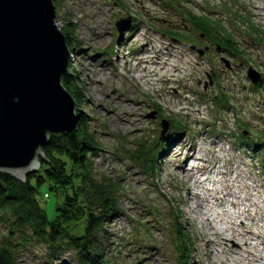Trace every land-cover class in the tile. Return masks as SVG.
<instances>
[{"label": "rangeland", "instance_id": "374dc122", "mask_svg": "<svg viewBox=\"0 0 264 264\" xmlns=\"http://www.w3.org/2000/svg\"><path fill=\"white\" fill-rule=\"evenodd\" d=\"M54 1L59 4L55 19L59 26L72 28L75 49L70 51L68 72L82 87V114L102 145L92 158L99 173L120 180L123 186V212L108 227L106 257L112 264L219 262L222 255H214L205 245L201 208H192L204 199V186L196 188L193 174L185 171L186 156L170 151H178L181 143L200 150L205 155L200 166L205 169L195 174L199 180L213 166L218 174L234 167L235 174L227 181L235 199L237 195L248 198L246 185L253 181L264 192V0ZM192 13L222 23L235 43V53L217 51L216 44L204 56L194 51L192 45L205 49L206 39L189 22ZM121 18L131 19L122 35L116 27ZM144 49H159L162 61L173 63L171 73L149 66L140 55ZM250 68L260 72V82L249 78ZM221 91L229 104L217 107L215 97L226 99ZM167 119L174 120L169 130L176 132L169 138L168 130L160 139ZM141 142L160 147L157 171H147L134 159ZM247 142H258L262 148L255 151ZM237 171L242 175L238 177ZM37 190L41 206L55 221L62 198L49 182ZM218 190L222 196L221 187ZM204 205L211 213L221 211L213 202ZM227 206L231 210L230 203ZM255 210L259 209L253 205L251 212ZM177 226L189 236L188 263L178 251ZM5 233L0 223V237ZM219 244L226 255L223 260L245 264L231 261L237 250L234 242ZM57 254L52 257L46 245L34 241L21 247L18 264H78L73 248Z\"/></svg>", "mask_w": 264, "mask_h": 264}, {"label": "trees", "instance_id": "16d2710c", "mask_svg": "<svg viewBox=\"0 0 264 264\" xmlns=\"http://www.w3.org/2000/svg\"><path fill=\"white\" fill-rule=\"evenodd\" d=\"M54 3L58 8V2ZM188 20L194 29L235 53V43L228 37L230 34L226 33L222 23L213 21L207 15L193 13L188 16ZM61 29L70 51H73L75 45L71 26L67 24ZM62 83L75 100L79 117L76 127L69 132L50 134L49 142L42 147L45 159L40 158V169L27 173L26 179L20 180L10 173L0 171V223L6 232L0 237V264H18L17 254L21 247L34 241L46 245L52 257L69 247L76 251L78 264H112L105 255L106 242L110 236L108 227L123 212V186L120 180L99 173L92 158L99 153L102 145L89 129L87 116L82 114V87L73 80L68 70L62 77ZM220 93L226 99L223 103L219 97H215L217 107L228 105L227 94L225 91ZM166 121L172 130L171 123L174 120ZM170 130L168 137L173 138L176 131ZM141 143L142 147L134 159L147 171H157L160 147L157 144L149 146L146 142ZM247 143L251 148L254 146L255 151L262 148L258 142ZM34 180L36 183H33ZM45 182H49L50 189L62 198V203H58L56 209L55 221H50L37 197L38 185ZM176 232L178 251L188 263L191 251L186 237L189 236L180 226H177ZM17 233L20 235L18 238Z\"/></svg>", "mask_w": 264, "mask_h": 264}, {"label": "water", "instance_id": "95a60500", "mask_svg": "<svg viewBox=\"0 0 264 264\" xmlns=\"http://www.w3.org/2000/svg\"><path fill=\"white\" fill-rule=\"evenodd\" d=\"M56 11L54 0H0V171L20 180L39 169L50 134L73 130L79 119L62 83L70 48ZM130 25L129 18L116 22L121 35ZM248 76L262 79L253 68ZM167 130L166 121L160 139Z\"/></svg>", "mask_w": 264, "mask_h": 264}, {"label": "bare ground", "instance_id": "6f19581e", "mask_svg": "<svg viewBox=\"0 0 264 264\" xmlns=\"http://www.w3.org/2000/svg\"><path fill=\"white\" fill-rule=\"evenodd\" d=\"M144 43L147 44L148 42L146 41ZM169 46L175 49L177 48V46H172L171 44ZM166 48L168 49V46H166ZM159 52V49L158 52L144 49L140 55L142 58L145 57L143 60L148 62V65L152 68L161 70L162 72L164 71V73L169 71V73H171L173 63L170 62V60L168 62L162 61ZM172 58L176 59V57ZM135 69L139 72L138 67H135ZM154 69H152V72H155ZM181 145L182 147L178 149V151L173 148L170 153L175 156L185 155V171H188L190 175L193 174L194 181L197 183L195 185L196 188H203L204 186V189H201V192L204 190V199L195 205L193 204L192 208H201L203 219L202 226L206 230L205 245L213 249L214 255H222L219 258L220 261H214V263L229 264L228 258L227 260L222 259L225 252L219 244L225 240L232 241L236 244L235 247L237 250L234 252L235 255L232 256L231 261H243L245 264H264V192H262L260 187L253 181L251 184L246 185V189L249 191L248 198H242L237 195L235 199L232 188L227 181L229 175L234 176L236 171L234 167L230 170V174L226 171H218L220 172L218 174L214 171L215 169H213L217 166H213L202 173V175H207L204 179L199 180L195 174L205 169V167L200 166L205 155L200 152V150L193 148V145L191 148H188L189 145L185 147L184 143H181ZM236 173L238 177L242 175L240 171ZM208 175H212L214 179H211ZM215 184L220 186L215 187ZM225 184L226 187H224ZM220 187L223 192L222 196L217 195ZM189 192L191 193L192 190L190 189ZM230 196H234V199L230 200ZM244 200L249 202V206L243 209L240 206L244 204ZM212 202L221 211L211 213L207 206L205 207V203L210 204ZM227 203H230L231 210L227 209ZM253 205L259 209L257 211L255 210L254 213L251 212V207ZM213 243L216 244L212 245ZM217 245L220 246V249L217 248ZM214 246H216V248H214ZM155 258L157 259V257Z\"/></svg>", "mask_w": 264, "mask_h": 264}, {"label": "flooded vegetation", "instance_id": "af4514ba", "mask_svg": "<svg viewBox=\"0 0 264 264\" xmlns=\"http://www.w3.org/2000/svg\"><path fill=\"white\" fill-rule=\"evenodd\" d=\"M201 33V32H200ZM201 35L206 39V44L205 45V49L203 50V53L200 54V50L201 48L199 46L196 45V47L194 45H192V49L194 51H197L199 53L200 56H204L205 54H209L212 51V48L214 47L213 45L216 44L217 45V51H221L224 50L222 52L228 51L226 48L223 47L222 44L218 43L217 41H215L213 38H211L210 36H206L205 34L201 33ZM215 81V80H214ZM216 83V81L214 82Z\"/></svg>", "mask_w": 264, "mask_h": 264}]
</instances>
